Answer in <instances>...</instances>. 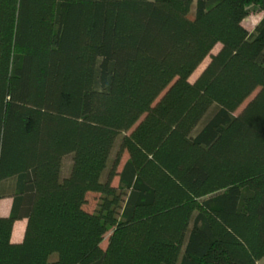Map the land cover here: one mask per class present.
Returning a JSON list of instances; mask_svg holds the SVG:
<instances>
[{"label":"trees","instance_id":"obj_1","mask_svg":"<svg viewBox=\"0 0 264 264\" xmlns=\"http://www.w3.org/2000/svg\"><path fill=\"white\" fill-rule=\"evenodd\" d=\"M252 6L264 0H0V264H260Z\"/></svg>","mask_w":264,"mask_h":264},{"label":"rangeland","instance_id":"obj_2","mask_svg":"<svg viewBox=\"0 0 264 264\" xmlns=\"http://www.w3.org/2000/svg\"><path fill=\"white\" fill-rule=\"evenodd\" d=\"M264 17V11L260 10L259 8L257 7H250L249 8V11H248V15L247 17L245 18V20L243 21V25L250 31V32H253L254 29L256 28V26L258 25V23L260 22V20ZM220 49V45H217L212 53H217ZM210 61V57L208 56L204 62L199 66V68L194 72V74L191 76L190 80L191 81H194L198 76L199 74L203 71V69L206 67V65L209 63ZM258 92L255 91L240 107L239 109L236 111V114H238L239 112L242 111V109L246 106V104L255 96V94ZM161 97V96H160ZM160 97L158 98V100L160 99ZM135 128V126L129 131L127 132V134L131 133L132 130ZM121 136L117 139L116 141V144L114 146V149L112 151V154H111V160H113L117 153L119 152V143H120V139H121ZM128 158V153L126 151H123L121 153V160L119 162V165L117 167V171H120L123 164L125 163V161L127 160ZM69 158L65 160V172L67 171L68 169V166H69ZM111 164H112V161H111ZM118 181H119V178L118 176L114 177L113 179V185H118ZM99 201H100V194L99 193H95V192H89L87 194V201H86V204H85V208L88 210V211H96L97 207H98V204H99ZM11 205V198H2L0 199V214H2L3 211L7 210V208H9V206ZM17 231L19 233H21L22 229H18L17 228ZM109 234L110 232L107 233L106 235V238L105 240L103 241L102 243V246L103 247H106V244H107V239L109 237ZM260 264H264V258H262L260 260Z\"/></svg>","mask_w":264,"mask_h":264},{"label":"crops","instance_id":"obj_3","mask_svg":"<svg viewBox=\"0 0 264 264\" xmlns=\"http://www.w3.org/2000/svg\"><path fill=\"white\" fill-rule=\"evenodd\" d=\"M11 204H12V199H11ZM10 208H11V205L9 206V208H7V210L3 211L2 214H0V215H4V216L8 215L10 212ZM26 223H27L26 219L16 221V223L14 224V229H13V233H12V241L13 242L17 243V242H21L23 240L25 228H26ZM17 228L22 229L21 233H19L17 231Z\"/></svg>","mask_w":264,"mask_h":264},{"label":"water","instance_id":"obj_4","mask_svg":"<svg viewBox=\"0 0 264 264\" xmlns=\"http://www.w3.org/2000/svg\"><path fill=\"white\" fill-rule=\"evenodd\" d=\"M212 54H215V53H212Z\"/></svg>","mask_w":264,"mask_h":264}]
</instances>
